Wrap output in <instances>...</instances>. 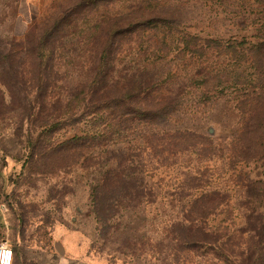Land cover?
Here are the masks:
<instances>
[{"label":"trees","instance_id":"obj_1","mask_svg":"<svg viewBox=\"0 0 264 264\" xmlns=\"http://www.w3.org/2000/svg\"><path fill=\"white\" fill-rule=\"evenodd\" d=\"M103 3L77 0L37 40L21 45L10 42L8 50L0 48L1 82L9 93L19 96L25 109L23 120L30 125L26 137L35 142L30 158L59 157V166L51 170L75 165L93 170L91 200L106 230L120 211L159 201L158 183L150 184L144 176L155 159L160 163L193 153L204 158L215 150L214 141L203 132L170 128L190 84L174 90L177 75L171 70L167 77L155 72L158 55L178 51L189 55L191 62L198 55L206 57V47L236 53L237 48L251 46L243 57L248 54L255 61L256 78L243 82L252 93L242 95L244 108L242 102L238 105L243 130L232 142L229 160L234 170L242 164L237 171L238 184L248 189L247 203L241 204L245 223L232 221L215 229L209 225L214 211L222 209L232 216L235 208L226 204L228 193L207 189L203 172L189 176L170 199L164 195L160 201L183 205V217L172 230L169 246L178 263H189L192 253L205 256L215 250L218 258L230 264H259L256 256L264 251V179L249 177L245 168L258 162L264 167V24L248 43L230 46L206 40L202 46L197 38L190 36L191 43L180 35L174 18L156 12V3L147 1L127 15L101 17L91 27L82 26ZM148 32L161 33V47L153 44ZM176 42L183 44L180 50L173 49ZM147 53L153 58L146 56L142 62ZM199 71L204 74L203 68ZM218 86L205 88L201 97H216Z\"/></svg>","mask_w":264,"mask_h":264},{"label":"rangeland","instance_id":"obj_2","mask_svg":"<svg viewBox=\"0 0 264 264\" xmlns=\"http://www.w3.org/2000/svg\"><path fill=\"white\" fill-rule=\"evenodd\" d=\"M75 1L0 0V48L8 50L10 42L21 45L37 40L47 25ZM147 1L156 3V12L174 18L180 35L188 40L195 37L202 46H206V40H220L230 46L248 43L264 24V0H104L98 12L81 25L91 27L101 17L127 15ZM148 33L153 44L161 47V33ZM180 35L175 34V38L180 39ZM182 47L176 42L173 49ZM250 48H237L236 54L206 47L208 55L202 59L198 55L191 62L187 60L189 55L178 51L165 57L163 53L158 55L155 72L167 77L171 70L177 75L174 90L190 84L170 128L203 132L214 141L215 150L204 158L193 153L160 163L155 159L144 176L150 184L158 183L159 201L134 204L120 211L106 230L98 222L91 200L94 171L77 165L51 170L59 166V157L30 158L35 142L26 137L30 125L23 120L25 109L19 96L9 93L1 82L0 74V246L13 248L14 264H182L169 246L172 230L183 217V205L162 204L160 200L164 195L170 199L189 176L201 172L208 180L207 189L228 193L226 204L235 208L232 216L222 209L214 211L209 225L215 229L232 221L244 224L241 204L247 203L248 189L238 184L237 169L242 164L234 170L229 160L232 142L243 130L238 105L242 102L244 108L242 95L252 93L243 82L256 78L255 61L251 55L243 57ZM146 56L153 58L147 53L140 60L145 61ZM201 68L203 75L199 74ZM214 84L219 85L217 96L202 98L205 88ZM245 170L250 172L249 177L264 179L261 162ZM190 255L187 264H230L218 258L215 250H208L205 256ZM256 260L264 264V251H258Z\"/></svg>","mask_w":264,"mask_h":264},{"label":"built area","instance_id":"obj_3","mask_svg":"<svg viewBox=\"0 0 264 264\" xmlns=\"http://www.w3.org/2000/svg\"><path fill=\"white\" fill-rule=\"evenodd\" d=\"M14 250L7 244L0 246V264H13L14 263Z\"/></svg>","mask_w":264,"mask_h":264}]
</instances>
